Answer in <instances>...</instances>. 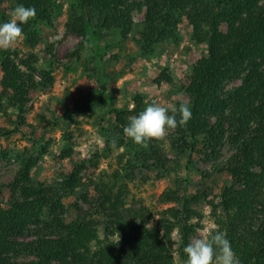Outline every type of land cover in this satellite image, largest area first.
<instances>
[{
  "label": "trees",
  "instance_id": "trees-1",
  "mask_svg": "<svg viewBox=\"0 0 264 264\" xmlns=\"http://www.w3.org/2000/svg\"><path fill=\"white\" fill-rule=\"evenodd\" d=\"M16 6L34 7L38 21L49 20L56 0H10ZM76 0L78 13L67 30L80 38L78 46L92 51L96 69L102 65L106 34L120 32L126 37L133 26L132 14L146 11L142 46L148 52L170 37L175 17L185 18L197 44L207 54L194 71L188 89L192 117L186 126L174 130L177 141L195 143L202 138L208 158L218 157L225 145L232 148L226 173L229 184L219 203L211 202L215 229L226 233L240 264H264V0ZM225 31L217 29L218 21ZM6 22V21H5ZM25 37L36 42L31 22L22 25ZM33 57L17 63L16 53L6 50L0 57L2 94L10 95L9 105L0 102V114L9 108L23 113L31 93L54 82L49 72L36 69ZM164 79L170 81L169 76ZM239 81L238 85L227 88ZM178 107V106H177ZM143 98H134V108L114 111L123 130L131 116L143 111ZM15 130L0 129V139ZM141 156L146 168L159 173L171 170L157 140ZM19 168L10 183V201L0 219V264H175L172 233L181 225L180 250L194 233L186 217L187 198L181 209L169 207L156 215L147 209L125 207L123 199L104 189L96 207L104 221L100 238L98 224L85 214L67 222L63 192L75 183L34 182L32 170L37 159L25 152L18 156ZM162 204L179 203L177 192L160 196ZM138 221V222H137Z\"/></svg>",
  "mask_w": 264,
  "mask_h": 264
},
{
  "label": "rangeland",
  "instance_id": "rangeland-1",
  "mask_svg": "<svg viewBox=\"0 0 264 264\" xmlns=\"http://www.w3.org/2000/svg\"><path fill=\"white\" fill-rule=\"evenodd\" d=\"M15 7L13 1L0 0V23L10 19ZM205 8L212 13L211 0ZM145 11L143 6L133 12V26L126 37L120 32L105 35L106 53L99 69L87 44L78 46L80 38L67 30L78 13L76 0H56L49 20H29L37 41L23 35L9 50L16 53L22 70L26 68L21 63L33 57V66L49 72L54 82L35 89L23 113L9 108L5 115L0 114V129L16 131L0 139V219L11 198L10 183L19 168L18 156L27 152L37 159L31 173L36 183L62 184L75 176V183L62 194L64 217L70 222L91 214L100 238L104 221L100 209L94 207L104 189L119 195L125 207L144 208L155 215L169 207L180 210L187 198L183 217L195 230L189 242L204 230L215 229L211 202L219 203L221 191L230 182L226 166L232 148L225 145L218 157L211 159L201 137L197 143L191 138L183 143L170 131L157 145L171 170L159 173L147 169L141 156L151 150V142L146 148L136 145L115 121L113 112L132 110L137 95L142 96L144 109L152 102L169 109L188 103L195 68L207 54L206 45L194 41L186 19L177 17L170 37L144 51ZM217 29L225 31L222 19ZM53 37L59 39L52 43ZM5 51L0 50V57ZM238 84L236 81L227 88ZM9 99L0 87V102L9 105ZM170 191L177 192L179 203L162 204L160 196ZM172 239L175 264H185L187 257L180 250L181 225L175 227Z\"/></svg>",
  "mask_w": 264,
  "mask_h": 264
},
{
  "label": "clouds",
  "instance_id": "clouds-1",
  "mask_svg": "<svg viewBox=\"0 0 264 264\" xmlns=\"http://www.w3.org/2000/svg\"><path fill=\"white\" fill-rule=\"evenodd\" d=\"M10 19L0 23V50L11 49L23 38L22 25L35 18L36 9L17 5L10 12ZM59 37H53L55 43ZM192 117L187 103L169 109L158 102L149 103L139 114L131 116L123 128L125 137L136 145L148 147L151 140H163L170 131L186 126ZM116 141H112L115 147ZM138 222V221H137ZM187 260L185 264H240V260L232 248L226 233L217 229L204 230L193 237L183 249Z\"/></svg>",
  "mask_w": 264,
  "mask_h": 264
}]
</instances>
